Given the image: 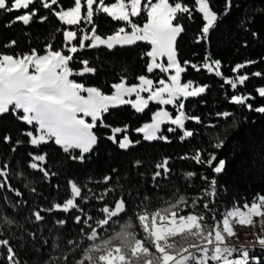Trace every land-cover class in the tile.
Here are the masks:
<instances>
[{
  "label": "snow or ice",
  "instance_id": "snow-or-ice-1",
  "mask_svg": "<svg viewBox=\"0 0 264 264\" xmlns=\"http://www.w3.org/2000/svg\"><path fill=\"white\" fill-rule=\"evenodd\" d=\"M37 4L58 17L63 25L78 26L83 21L92 27L86 29L81 26L73 30H63L66 52L49 45L45 54H38L35 48L22 55L16 53L15 57L12 54L0 53V117L6 118L7 114H11L16 120L31 126V130L25 131L23 135L30 138L28 143L34 148L48 145L51 141L59 146L66 157L74 162L84 163L90 159L89 154L94 152L98 143L93 129L98 126L108 127L102 119L104 114L122 105H130L135 113H144L150 102L157 106H172L176 114L173 115L171 111L159 107L151 115L150 122H145L135 129L137 133L142 134L143 141L171 143L169 137L164 134L165 131L179 133L182 142L193 138L198 130L194 132L186 129V121L191 120L196 124H203L204 121L200 116L186 114L185 101L201 97L209 86H194L191 80L181 82L182 74L189 65L196 71L203 67L208 73L221 78L224 82L221 87L224 84L229 85L233 94L229 96L225 93L224 96L229 104L264 113V106L253 107L250 101L256 97L251 93L236 91L238 84L245 85L252 77L264 78V71H252L250 74L244 72L234 78L225 77L221 71V61L213 59L212 54L207 51L202 64L178 60V40L183 39L182 33L186 31L182 21H192L193 12L199 13L204 23L196 42L204 41L207 46L210 44V32L217 27L223 16L229 14L232 0H225L223 15L214 10L212 0H194V5L182 3L181 0H174L172 3L169 0H115L112 3H106L105 0H73V5L66 9L60 6L59 0H0V14L20 13L12 17L6 25L9 27L18 22L28 26L37 18L43 23L48 20V16H37ZM53 5H57L59 10L53 8ZM101 13L112 21L123 22V26L118 27L114 34H98L93 20L94 16ZM136 17L143 20L142 26L133 20ZM240 27L245 32L249 31L243 22ZM126 28L130 31H126ZM250 34L255 39H260L259 33ZM129 46L142 48L140 55L145 61L147 73H155L158 69L167 80L160 78L158 85L154 86L153 79L140 74L136 77L139 83L130 84L127 83L128 77L121 75L120 82L111 86L114 92L106 94L96 86H87L70 78L84 77L98 71L88 59L75 55L79 51L86 48L97 50L96 58L99 59L101 49L116 55ZM165 60L166 63L162 62ZM261 61H264V56L238 63L233 71L240 72L241 69ZM70 62H78L83 67L74 71ZM255 91L259 98L264 99V86ZM143 93L148 94L147 98ZM133 96L134 101L130 99ZM229 115L226 110L216 113L217 117ZM87 118H90V122ZM164 126H167L166 129ZM221 128L223 131L214 137V143L197 149L191 156L195 164L207 166L216 175L225 169L224 160H219L218 164L213 163L217 161L216 150L222 148L221 141L226 139L228 130L237 128L236 119L233 118L231 123ZM112 131L116 134L127 130L117 127ZM3 139L9 142L11 138L5 135ZM107 139L122 150L141 143L140 140H130L128 135L122 138L110 135ZM15 143L20 145L24 141L16 140ZM209 148L212 151H208ZM11 151L15 152L16 149L13 147ZM28 156L31 158L27 164L28 168L41 173L43 181H48L50 176L60 175L59 172L47 170L43 163L45 155L29 152ZM184 158L186 157H182ZM140 163L137 160L134 166H139ZM9 169L10 164L7 161L0 164V190L5 193L10 191L18 199L11 200L6 195L0 196V199L6 200L13 210L27 208L29 214L23 219L34 225L35 230L22 229L18 223L19 216L9 217L6 212L0 210V248L4 249L0 252V264H5V261L20 264L10 239L3 238L8 234L16 237L17 232L14 229L26 231L28 238L33 241L32 251L43 253L47 250V253H50L46 260H38L37 264H60L61 260L63 264H260V258L251 255L246 249L241 252L242 258L232 259L237 249L225 243L227 232L224 227L226 224L230 226L228 217H238L240 220L243 218L251 222L253 216H264V198L259 200V204L252 202L250 207L245 205L247 214L239 209L227 212L223 218L222 229L206 224L205 215L195 211L202 199L203 209L216 214V209L210 205L218 195L217 178L210 179L207 175L201 177L207 184L202 190V197L198 194L191 201V210L182 214L188 208V202L183 196L179 197L178 203L164 199L161 206L153 209L150 206L151 197L147 193L141 196L138 191L134 194L131 187L125 190L121 175H117L115 182L110 183L113 181L111 174L104 175L100 180H91V183L105 185L99 192L89 186V181L80 184L74 179H68L70 191L62 204L50 201L49 206L32 207L23 191L12 187L10 180L3 179L9 176ZM156 169L157 171L152 173L150 187L159 189L161 185L157 182L158 178L167 179L172 172L169 159L165 158L157 163ZM117 171L112 169L113 174ZM20 175L24 176V173L20 172ZM187 175L193 177L196 173L188 171ZM29 183L32 181L25 183L23 187L38 199L41 194L36 187H29ZM56 187L59 188V185ZM93 201H96L98 206L93 204ZM86 205L95 208L99 215H94ZM55 212L67 215L65 218L53 216V224L48 227L45 223L46 216ZM69 219L77 226L74 235H66L60 231L68 226ZM136 220L138 226L134 228ZM119 224H123V227L120 228ZM45 228L47 235L44 233ZM101 231L104 235H100ZM176 237L180 239L176 240ZM18 239L23 247L24 236L20 235ZM257 240L260 252L264 253V237H257Z\"/></svg>",
  "mask_w": 264,
  "mask_h": 264
},
{
  "label": "trees",
  "instance_id": "trees-1",
  "mask_svg": "<svg viewBox=\"0 0 264 264\" xmlns=\"http://www.w3.org/2000/svg\"><path fill=\"white\" fill-rule=\"evenodd\" d=\"M59 2L60 6L65 9L73 5V0H59ZM112 2L115 0H109L107 3ZM169 2L172 3L174 0H169ZM181 2L194 5V0H181ZM212 6L218 14L223 15L225 0H212ZM35 7L38 9L37 16L47 15L48 20L40 23L37 18L28 26L18 22L9 27L6 25L12 20V17L20 13L0 14V53L12 54L15 57L16 53L22 55L35 48L38 54H45L49 45L56 50L67 51L66 42L63 40V30L75 28L63 25L58 17L52 15L49 10L43 9L39 4ZM53 8L59 10L57 5H53ZM262 10H264V0H232L229 14L223 16L217 27L210 32V44L207 46L204 41L196 42L204 22L199 13L193 12L194 19L192 21L186 19L182 21L186 31L182 33L183 39L178 40V60L202 64L207 51L212 54L213 59L221 61V71L225 77L234 78L244 72L250 74L252 71H264V61L243 68L240 72L233 71L238 63L256 60L264 56V11ZM242 22L249 29L248 32L240 27ZM137 23L142 26L143 20L137 19ZM94 24L98 28V34L104 36L114 34L118 27L123 26V22L112 21L102 13L94 17ZM251 32L259 33L260 39H255L250 34ZM12 41L16 43L12 44ZM245 42H247V46H245ZM141 51L142 48L129 46L113 55L111 51L101 49L99 59H97V50L90 48L81 50L75 55L78 58L88 59L98 71L96 74H86L84 77H73V79L83 82L87 86H96L106 94L113 92L111 86L113 83L120 82L121 75L128 77L127 83L136 84L138 75H148L145 61L141 59ZM70 67L76 71L81 70L83 66L78 62H70ZM187 80L193 81L196 85L209 86L201 97L189 98L185 101L186 114L200 116L204 121L203 124H196L191 120L186 122V129L194 132L198 130L193 138L182 142L179 139V133L172 134L165 131L164 134L169 137L171 143L143 141L142 135L135 129L141 127L145 122H150L151 115L159 107L151 105L144 113H135L131 106L118 107L104 115L103 119L108 125L107 128L98 126L95 129L98 143L94 152L89 154L90 159L84 163L74 162L66 157V154L54 142L42 145L38 149L34 148L28 143L30 138L23 135L25 131L31 130V126L16 120L11 114H7L6 118L0 117V164L4 161L10 164L9 176L3 179L10 180L12 187L23 191L32 207L37 205L46 207L49 206L50 201L63 203L70 191V186L67 184L68 179H74L80 184L89 181V186L99 192L105 185L91 183V180H100L104 175L111 174L113 181L110 183H114L116 176L121 175L123 177L121 182L125 184V190L131 187L134 194L138 191L141 196L147 193L151 197V208L161 206L164 199H171L178 203L179 197L183 196L188 202V208L185 210L188 213L191 210V201L198 194L202 197V190L207 184L201 177L207 175L210 179L217 178L219 182L218 195L213 198L214 203L210 205L216 209V214L213 215L212 212L203 209L202 199L195 211L202 212L205 215V221L212 225L229 210L235 207L243 208L259 198H264V113H256L229 104L224 96L225 93L229 96L233 94L230 86L224 84L221 87V84L224 83L223 80L208 73L203 67L200 71H196L189 65L186 72L183 73V81ZM260 86H264V78L252 77L245 85L238 84L236 91L251 93L256 97L250 101L253 107H260L264 106V99L259 98L255 91ZM225 110L230 113L228 117L216 116L217 112ZM233 118L237 121V128L228 130L226 139L221 141L222 148L216 150L217 161L213 162L218 164L219 160H224V171L216 175L207 166L195 164L191 159L194 152L199 148L207 147L209 143H214V137L223 131L221 126L231 123ZM117 127L127 131L114 134L112 129ZM5 135L11 138L9 142L4 141ZM110 135H115L117 138L128 135L131 140H140L141 143L122 150L118 148L117 144L107 139ZM16 140H23L24 143L18 145L15 143ZM13 147L16 149L15 152L11 151ZM208 151H212V149L209 148ZM29 152L45 155L43 163L47 170L59 172L60 175L50 176L48 181H43L41 173L30 170L27 166L31 159L28 156ZM182 157L186 158L182 159ZM165 158L169 159L171 174L167 179L158 178L157 182L161 185L159 189L150 187L152 173L157 171L156 164ZM137 160L141 163L139 166H134ZM113 168L118 170L117 173H112ZM188 171H194L196 175L188 177ZM20 172H23L24 176H21ZM29 181H32L29 183V187H36L41 194L38 199L30 195L28 189L23 187ZM56 185H59V188ZM3 195L8 196L11 200L18 199L10 191L5 193L0 190V196ZM139 198L136 197V199ZM33 200L36 202L32 203ZM109 201H111V197H109ZM93 204H97V202L93 201ZM86 207H89L94 215H99L91 205H86ZM0 210L6 212L9 217L19 216L18 223L22 229L35 230L34 225L23 219L29 214L27 208L13 210L6 200L0 199ZM66 215L62 212H55L53 215L46 216L45 223L51 227L53 216L65 218ZM133 226H138V220L134 222ZM119 227H123V224H119ZM76 228L77 226H74L69 219L68 226L60 231L66 235H74ZM14 230L17 232L16 237L8 234L3 238L10 239L12 246L16 249L20 264H37L38 260L47 259L50 254L47 253V250L43 253L32 251L33 241L28 238L26 231ZM44 233L48 234L47 228L44 229ZM20 235L24 236L23 247L20 246L21 241L18 239ZM100 235H104L103 231ZM257 250L259 253H255L253 256H258L260 264H264V253ZM3 251L4 249L0 248V252ZM5 264H11V262L5 261ZM60 264H63L62 260Z\"/></svg>",
  "mask_w": 264,
  "mask_h": 264
},
{
  "label": "rangeland",
  "instance_id": "rangeland-1",
  "mask_svg": "<svg viewBox=\"0 0 264 264\" xmlns=\"http://www.w3.org/2000/svg\"><path fill=\"white\" fill-rule=\"evenodd\" d=\"M108 1L109 0H105L106 3ZM82 2H83V0H82ZM82 15H83V9H82ZM137 19H140V17L133 18V20L136 21V22H137ZM93 23H94V20H93ZM174 23H175V21H174ZM67 26L68 27H74V28L83 26L86 29H90L92 27V25L84 24L83 21H82L81 25H78V26H69V25H67ZM97 30H98V28H97ZM126 31H130V29L126 28ZM73 43H76V42L73 41ZM139 43H142V42H139ZM66 50H67V45H66ZM162 62L166 63V60L162 61ZM147 77L153 79L154 86L158 85V80L160 78H164L165 80H167V77L164 74L159 73L158 69L156 70L155 73H148ZM70 78L73 79V77H70ZM181 82L184 83L183 74H182V77H181ZM138 83L139 82H137L136 84H138ZM193 84H194V86H197L195 83H193ZM113 92H114V89H113ZM109 94H111V93H109ZM142 95L145 98H147L148 94L147 93H143ZM130 99H132L134 101L135 100V96L131 97ZM151 105H155V104L150 102L149 107ZM123 106H130V105H122V106H119V107H123ZM158 107H164L165 110L171 111L173 113V115L176 114V111H175V109L172 108V106H158ZM87 119L90 122V118H87ZM102 119H103V117H102ZM98 124H99V122H98ZM165 127H167V126H164V128ZM95 129H93L94 133H95ZM120 133H122V132H120ZM129 139H130V137H129ZM260 199L261 198L257 199L255 202L257 204H259V200ZM250 206H251V204L248 205V207H250ZM234 209H239L241 211H244L245 214H247V208H245V207H243V208L235 207V208H233V209H231L229 211H232ZM186 213L187 212L182 213V214H186ZM226 213L223 215V217L220 220L215 222V224H213V225L210 224L209 222H206V221H205V223L210 225V226H214V227L222 229V227H223V223L222 222H223V218L226 215ZM228 219L230 221V226L226 224L225 227H224V230L227 232V234H225L226 235L225 243L229 247H233V248L237 249V252L233 253L232 259H240V258H242L241 252H242V250H245V249L249 250L251 255H254L255 253H259V251L257 250V249H259L257 237H264V216H260V215L253 216L252 219H251V222H248L247 220H244L243 218L240 220V218H238V217H235V218L234 217H228ZM135 227H137V226H134V228ZM120 228H122V227H120ZM231 228H232V232H231ZM175 239L179 240L180 238L176 237ZM254 248H255V251H253ZM210 264H211V262H210Z\"/></svg>",
  "mask_w": 264,
  "mask_h": 264
}]
</instances>
